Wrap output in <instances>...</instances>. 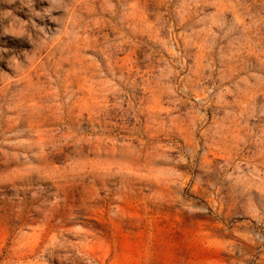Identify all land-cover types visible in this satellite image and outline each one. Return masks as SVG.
<instances>
[{"label": "rangeland", "instance_id": "1", "mask_svg": "<svg viewBox=\"0 0 264 264\" xmlns=\"http://www.w3.org/2000/svg\"><path fill=\"white\" fill-rule=\"evenodd\" d=\"M0 264H264V0H0Z\"/></svg>", "mask_w": 264, "mask_h": 264}]
</instances>
